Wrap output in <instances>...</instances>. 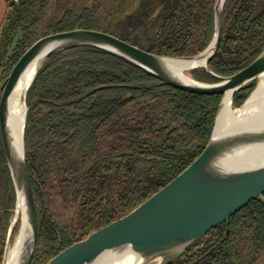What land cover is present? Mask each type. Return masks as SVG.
Segmentation results:
<instances>
[{"label":"trees","instance_id":"16d2710c","mask_svg":"<svg viewBox=\"0 0 264 264\" xmlns=\"http://www.w3.org/2000/svg\"><path fill=\"white\" fill-rule=\"evenodd\" d=\"M0 35V85L40 38L76 29L115 35L152 53L192 56L215 33V0H8ZM264 51V0H226L222 41L209 68L232 76ZM206 68L189 72L220 80ZM256 81L238 91L241 108ZM222 95L185 92L105 50L53 55L27 93L26 154L39 219L32 264L140 206L205 150ZM16 192L0 136V264ZM19 231L15 226L13 236ZM166 264H264V202L252 200Z\"/></svg>","mask_w":264,"mask_h":264},{"label":"water","instance_id":"95a60500","mask_svg":"<svg viewBox=\"0 0 264 264\" xmlns=\"http://www.w3.org/2000/svg\"><path fill=\"white\" fill-rule=\"evenodd\" d=\"M225 3L226 0H215L214 38L204 51L192 56L158 55L115 35L86 29L44 36L26 50L0 88V136L17 197L5 260L18 223L17 250L12 264H32L39 233L38 211L26 154L28 91L21 136L12 120V96L33 63L40 61L32 83L49 58L73 48L94 47L114 53L169 86L200 95H222V100L209 142L188 168L131 213L91 233L48 264H95L107 252L119 254L128 248L140 255L145 263L162 255L177 254V257L195 246L211 230L228 222L252 200L264 202V160L257 161L256 156L247 154L249 149L264 145V121H261L262 125L219 132L227 97L231 96L232 104L238 91L264 74V51L249 66L232 76H216L210 70V62L222 41ZM201 61L205 64L196 65ZM185 64L191 66L182 75L178 69ZM200 67L206 68L220 81L205 83L188 76V71Z\"/></svg>","mask_w":264,"mask_h":264},{"label":"bare ground","instance_id":"6f19581e","mask_svg":"<svg viewBox=\"0 0 264 264\" xmlns=\"http://www.w3.org/2000/svg\"><path fill=\"white\" fill-rule=\"evenodd\" d=\"M40 61L33 63L22 76L20 83L15 90L11 100L12 120L16 123L19 136L23 133V126L26 113L25 97L32 83L35 72ZM205 61H201L196 65H204ZM191 65L185 64L178 69V72L185 75V72ZM222 120L219 132L225 133L234 129H245L254 125H262L264 121V74L259 78L258 84L254 91L241 108H234L231 104V96L227 97L225 106L222 110ZM248 155H254L258 160H264V145L249 149ZM16 246L10 247L7 252L5 264H12L16 254ZM153 261V260H152ZM151 261V262H152ZM159 262V261H158ZM153 263V262H152ZM95 264H145L143 259L131 248L126 249L122 253L115 254L112 252L105 253Z\"/></svg>","mask_w":264,"mask_h":264},{"label":"rangeland","instance_id":"374dc122","mask_svg":"<svg viewBox=\"0 0 264 264\" xmlns=\"http://www.w3.org/2000/svg\"><path fill=\"white\" fill-rule=\"evenodd\" d=\"M134 1L136 2V1H139V0H134ZM188 72H189V71H188ZM188 72H187V74H188V76H190ZM191 77H192V76H191ZM4 81H5V80H3V82L1 83L0 88H1L2 84L4 83ZM258 81H259V79L256 80V84H258ZM253 91H254V90H253ZM17 237H18V232H17V234H15V236H13V238L11 239L9 249H10V247H12V246H14V245L16 244ZM176 255H177V254L158 256V257H155V258H153V259L147 261L145 264H166L167 261L172 260ZM152 260H153V261H152ZM151 261H152L153 263H152ZM158 261H159V262H158Z\"/></svg>","mask_w":264,"mask_h":264},{"label":"crops","instance_id":"0c3cea01","mask_svg":"<svg viewBox=\"0 0 264 264\" xmlns=\"http://www.w3.org/2000/svg\"><path fill=\"white\" fill-rule=\"evenodd\" d=\"M9 1L8 0H0V35L9 12Z\"/></svg>","mask_w":264,"mask_h":264},{"label":"built area","instance_id":"2783aa9c","mask_svg":"<svg viewBox=\"0 0 264 264\" xmlns=\"http://www.w3.org/2000/svg\"><path fill=\"white\" fill-rule=\"evenodd\" d=\"M14 1H18V0H14Z\"/></svg>","mask_w":264,"mask_h":264}]
</instances>
